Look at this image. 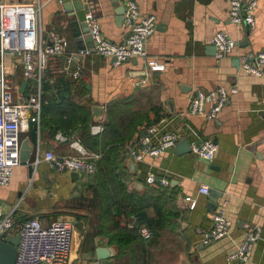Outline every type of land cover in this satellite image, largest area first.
Instances as JSON below:
<instances>
[{
    "label": "crops",
    "instance_id": "0c3cea01",
    "mask_svg": "<svg viewBox=\"0 0 264 264\" xmlns=\"http://www.w3.org/2000/svg\"><path fill=\"white\" fill-rule=\"evenodd\" d=\"M128 1L136 2L142 16L156 17L157 29L148 42V56L116 64L113 57L95 51L88 55L82 52L84 59L80 64L72 58L78 51L61 0H8L38 2L41 6L38 30L45 45L60 36L68 40L69 47L50 59L43 78L41 112L32 109L27 113L28 123L22 130L21 142L30 141L33 151L28 162L14 169L9 185L0 186L3 211L15 210L18 227L33 218L39 219L45 228L54 222L71 223L75 228L71 264H132L130 252L120 253L109 242V222L104 220L97 174H82L73 180L72 173L57 172L45 160L48 151L57 157L76 155L71 142L78 140L80 133L62 126L76 117L82 120V114L87 116V112L92 115V108L100 106L105 111L101 119L104 132L98 136L99 150L110 148L117 136L114 130L105 132L109 112L118 119L122 113L126 114L121 131L126 125L129 127L131 120L135 125L134 135L125 144L128 155V146L136 144L151 125L157 126L160 134H176L178 143L187 140L192 146L213 140L218 146L211 162L192 152L183 153L180 144L158 158L135 162L133 172L129 169L135 179L133 187L138 190L146 188L144 183L149 174L171 183L167 194L172 198L176 218L171 227L162 229L158 238L150 240L145 253L148 264H264V75L248 74L238 63L242 56L264 51V0H257L254 29L231 22L228 0H119V3L125 7ZM86 2L92 4L89 14L97 18L104 39L114 44L123 42L129 31L124 20L118 21L120 16L113 0ZM219 31L227 32L238 46L231 55L218 61L217 51L211 49L212 39ZM150 61L164 64V70H151ZM5 63L15 99L28 98L35 85L26 80L22 57L7 53ZM75 72L80 73L78 79L74 78ZM25 81L28 84L22 92ZM220 86L237 87L238 93L230 96L216 120L189 114V101L197 89L211 91ZM91 117L92 124L98 122ZM70 132L74 135L70 136ZM58 134L67 136L69 141L57 140ZM96 153L102 156V152ZM138 180L143 187H139ZM202 186L221 194L216 210L224 199L230 201L226 209L232 221L229 235L208 246L202 243L203 234L212 227L216 211L210 208L209 193L201 192ZM160 208L165 211L162 203ZM149 214L154 216V210ZM133 219L139 223L132 216L124 224L127 226ZM257 227L262 236L254 245L251 259L229 262L227 257ZM101 247L112 248L113 256L99 260L97 249Z\"/></svg>",
    "mask_w": 264,
    "mask_h": 264
},
{
    "label": "built area",
    "instance_id": "2783aa9c",
    "mask_svg": "<svg viewBox=\"0 0 264 264\" xmlns=\"http://www.w3.org/2000/svg\"><path fill=\"white\" fill-rule=\"evenodd\" d=\"M230 3V20L240 26L255 28V9L257 0H228ZM41 6L37 3H9L0 0V186H8L14 169L20 166L21 160V133L27 125V113L36 109L41 112L44 104L43 78L48 68L51 57L63 54L69 47V42L64 37H55L50 45H45L39 35L38 24ZM89 33L92 37L94 48L101 56L113 57L116 64L130 62L133 59L148 56V42L157 29V20L154 15L142 16L138 5L128 1L125 6L124 22L129 34L126 39L114 44L104 39L97 18L87 15ZM216 47L217 60L231 55L238 43L225 31H219L212 39ZM11 53L22 57L24 75L26 80L34 83V92L26 99H15V90L7 79L5 63L6 54ZM90 54L89 50L84 53ZM242 70L253 76L264 75V51L251 53L240 58ZM151 70H164V64L150 61ZM80 77L79 72L74 73V78ZM238 93L237 87H217L211 91L197 89L188 105V112L193 116H201L207 120H216L229 101L231 95ZM104 132L102 120L90 127L93 136ZM57 140L67 142L69 138L63 134L56 136ZM179 137L173 133H159L157 126L147 127L136 144L129 145V156L134 162H143L146 158H158L168 150L174 148ZM71 147L77 152L73 156L57 157L52 151L45 153V160L57 172H81L86 175L96 174L97 161L100 154L89 152L79 141H72ZM191 152L201 160L211 162L214 160L218 146L213 140L193 144ZM149 187L170 189L171 183L166 178L149 174L145 180ZM203 194L209 193L208 186H202ZM187 201H191L187 198ZM229 199H224L221 206L213 215L212 227L204 232L202 243L208 246L223 240L229 235L232 221L227 216ZM196 205L192 203V207ZM130 229H136L141 238L150 241L153 231L146 223H138L136 219L127 223ZM74 226L65 221L54 222L45 228L37 218L17 226L15 210L5 213L0 205V241L8 235L21 237L18 246L16 264H71V253L74 244ZM260 228H254L241 242L239 248L231 253L229 262L246 261L251 259L254 245L261 239Z\"/></svg>",
    "mask_w": 264,
    "mask_h": 264
},
{
    "label": "trees",
    "instance_id": "16d2710c",
    "mask_svg": "<svg viewBox=\"0 0 264 264\" xmlns=\"http://www.w3.org/2000/svg\"><path fill=\"white\" fill-rule=\"evenodd\" d=\"M72 106L74 109H80V107ZM81 110L86 111L83 107ZM125 115L122 113L118 119L113 112H109L105 132L114 130L117 136L112 139V146L108 149L104 147L103 150L98 149V136H92L90 133L92 125L90 112H87V116L82 114V120L76 117L64 123L62 127L80 133L77 138L88 151L102 152V157L96 164L95 180L102 189L103 216L105 222H109L107 228L109 242L115 245L120 253L130 252L132 264H146L145 253L151 241L143 240L136 229H129L124 223L135 216L139 223H147L152 228L153 239H155L159 237L162 229L171 227L176 216L171 207L172 198L167 194L168 189L152 188L145 183L144 190L133 187L132 183L135 179L127 165V159L130 156L125 149V144L134 135L135 125L131 120L129 127L126 125L125 130L121 131L120 128H124ZM73 135L74 133L70 132V136ZM137 182L143 184L139 180ZM161 203L165 211L160 208ZM151 209L154 210V216L149 214Z\"/></svg>",
    "mask_w": 264,
    "mask_h": 264
},
{
    "label": "water",
    "instance_id": "95a60500",
    "mask_svg": "<svg viewBox=\"0 0 264 264\" xmlns=\"http://www.w3.org/2000/svg\"><path fill=\"white\" fill-rule=\"evenodd\" d=\"M64 4V9L67 11V18L70 22V28L72 32V37L75 40L77 46L78 54L74 55L72 58L82 64L84 59V54L86 50H89L90 53L95 51L94 43L92 37L89 33V25L87 21V15L92 9V4L86 2L87 0H61ZM116 5V13L120 16L118 18L119 22L124 20L125 7L121 6L119 0H113ZM216 47L212 46L211 52L216 53ZM83 52V53H82ZM96 52V51H95ZM82 53V54H81ZM240 64V61L238 62ZM28 82H23L21 91L24 92L25 87ZM104 108L100 106H94L92 108V116L95 120L100 121L104 115ZM182 144L183 153L191 152V146L187 140H182L180 143H177V147ZM33 151V146L30 141L26 140L21 145V160L23 162H28ZM129 169L133 172L135 170V162L130 158L127 162ZM73 180H78L81 176V172H73L71 174ZM139 187H143L142 184L138 183ZM221 194L210 191V208L215 212L217 204ZM79 227V225H77ZM21 237L17 235H8L3 240L0 241V264H16L18 246L20 244ZM113 250L109 247H101L97 249V257L99 260H104L113 256Z\"/></svg>",
    "mask_w": 264,
    "mask_h": 264
},
{
    "label": "rangeland",
    "instance_id": "374dc122",
    "mask_svg": "<svg viewBox=\"0 0 264 264\" xmlns=\"http://www.w3.org/2000/svg\"><path fill=\"white\" fill-rule=\"evenodd\" d=\"M15 77H16L15 74H13L11 78L14 80ZM148 245L150 246L151 244H148ZM154 247H156V246H154Z\"/></svg>",
    "mask_w": 264,
    "mask_h": 264
}]
</instances>
